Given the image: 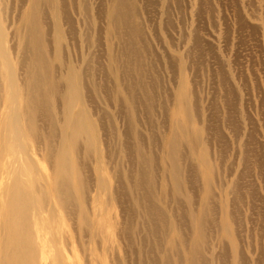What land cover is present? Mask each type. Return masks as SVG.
I'll use <instances>...</instances> for the list:
<instances>
[{"label":"rangeland","instance_id":"rangeland-1","mask_svg":"<svg viewBox=\"0 0 264 264\" xmlns=\"http://www.w3.org/2000/svg\"><path fill=\"white\" fill-rule=\"evenodd\" d=\"M63 1L67 12L62 23L68 37L65 60L69 45L74 65L84 70L88 102L100 121L105 160L115 172L114 196H106V200L114 199L116 205L109 206L107 217L119 218L116 238L122 246L121 252H108L110 264H161L163 226L176 222L172 237L182 235L189 240L191 219L203 211L209 237L201 253L206 264H264V0ZM52 6H41L44 25L50 24ZM15 7L6 6L5 20L10 22L12 12L18 13ZM107 22L114 30L107 35L109 48L100 37ZM80 30L83 35L78 37ZM51 46L48 44V55L53 59ZM116 67L123 69L117 78L111 72ZM118 81L121 95L135 107L134 127L126 108L116 101ZM183 90L184 105L194 120L175 139L180 155L175 164L179 162L181 167L177 176L190 202L185 195L179 199L169 194L173 179L161 169L168 161L164 153L172 121L182 119L176 106ZM48 119L41 120L42 127H48ZM196 126H201V135L192 134ZM45 134L53 137V132ZM152 152V183L168 184L161 186V193L156 190L154 198L147 189L133 188L135 178L146 175L149 168L142 166L143 160ZM201 154L206 155L212 170L208 206L202 203L206 164L201 162ZM79 156L88 194L96 188L95 160L90 162L83 148ZM102 199L97 202L103 203ZM223 210L230 217V236L221 230ZM70 213L80 251L77 259L83 262L81 255L84 260L91 255V242L99 252L97 246L100 249L105 233L82 231L85 226L80 227L73 207ZM60 230L72 231L69 224ZM234 253H239L237 261Z\"/></svg>","mask_w":264,"mask_h":264},{"label":"bare ground","instance_id":"bare-ground-1","mask_svg":"<svg viewBox=\"0 0 264 264\" xmlns=\"http://www.w3.org/2000/svg\"><path fill=\"white\" fill-rule=\"evenodd\" d=\"M63 2L0 0V264H110L108 252H121L122 245L116 238L119 218L107 217L109 206L116 205V200H106V196H114L115 172L105 160L100 121L88 102L90 91L84 78V70L74 65L69 45V57L65 60L64 50L68 37L62 23L67 12ZM10 4L16 6L15 13L18 11L17 14L12 12V22L5 20L4 15L6 6ZM42 4L53 5L48 10L51 27L49 23L48 26L44 25L40 19ZM79 10L81 13L82 9ZM107 24L108 22L106 28L101 29L102 36H99L106 40L109 48L107 35L114 34V30ZM82 35L80 30L78 37ZM47 41L55 52L53 59L48 55ZM56 67L60 71L57 72ZM122 68L125 69V66ZM122 68L116 67L111 72L116 78L120 77ZM117 84L119 95L116 101H120L119 104L126 108L134 127L137 125L135 107L127 103L126 97L121 95L119 81ZM184 99L186 92L183 90L176 106L182 119L172 121V132L164 153L168 161L161 169L162 174L167 173L173 179L172 192L169 194L173 198L185 195L190 202L191 199L184 192L183 184L180 185L179 175L177 176L181 167L179 162L175 164L180 156L175 139L182 133V128L188 127L194 120L190 118ZM46 118H50L46 122L47 128L40 124ZM50 132H53L52 138L45 134ZM191 132L193 135H201L202 128L196 126ZM82 148L90 156V162L92 158L95 160L92 171L96 188L88 194L84 187L83 164L79 160ZM206 158L205 154L200 155L201 162L206 164L202 172V203L208 206L212 193V170L207 166ZM143 163L142 166L147 165L149 169H145V176L138 175L135 178L137 184L133 188L137 186L138 189H147L154 198L153 193L156 190L161 193V186L167 187L168 184L166 181L159 185L152 183L153 152L150 157L144 158ZM100 198L105 199H102L101 204L97 202ZM139 205L143 206V203ZM72 207L80 227L85 226L82 231L94 233L95 230H100L105 233L102 235L100 249L97 246L99 252L91 242L90 257L84 260L80 254L83 262L77 259L80 251L70 213ZM223 213L221 230L230 236V217L228 212L223 210ZM204 215L203 211L191 219L192 237L189 240L182 239V235L177 239L172 237L170 232L176 228V222L167 225L165 229L163 226L165 249L161 264H170L171 260L174 264H206L201 255L202 248L209 239L205 231ZM64 224L70 225V233L60 230V226ZM236 249L234 246L233 251ZM173 253L178 257L173 258ZM234 255L237 261L239 253Z\"/></svg>","mask_w":264,"mask_h":264}]
</instances>
